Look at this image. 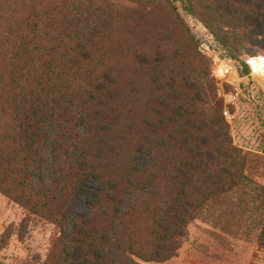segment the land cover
Instances as JSON below:
<instances>
[{"label":"rangeland","instance_id":"1","mask_svg":"<svg viewBox=\"0 0 264 264\" xmlns=\"http://www.w3.org/2000/svg\"><path fill=\"white\" fill-rule=\"evenodd\" d=\"M256 55L264 0H0V264H264L186 205L236 180L234 148L264 157V82L214 75Z\"/></svg>","mask_w":264,"mask_h":264},{"label":"trees","instance_id":"2","mask_svg":"<svg viewBox=\"0 0 264 264\" xmlns=\"http://www.w3.org/2000/svg\"><path fill=\"white\" fill-rule=\"evenodd\" d=\"M238 64L233 66L232 72L235 77H245L246 83L242 81L243 86L252 82V77L249 75V67L246 63V59L238 60ZM17 141V151L14 152V157L19 159V137L15 139ZM236 166L239 170H231L227 172L228 177L231 179L236 178L234 181H230L227 185H215L213 191L209 197L205 198L199 204L193 205L187 203L188 207H193L195 211H201L203 209H210L212 214H216L215 219H219V215L223 212L226 215V222L224 224L214 223L219 229L223 231H230L242 236L252 235L255 237L256 244L259 250L264 249V182L256 181L253 176L249 175V171L255 170L261 164H264V157L257 154H250L249 152L242 151L234 148ZM16 155V156H15ZM250 158H253V163H250ZM11 159H3L0 161V191L9 197L14 198L19 203V168H13L9 165ZM247 163L248 165H246ZM235 166V167H236ZM244 171H241L240 170ZM255 177V176H254ZM74 182L69 185V191H74L81 185L82 178L74 176ZM224 199V204L218 203V198ZM209 204H206L207 201ZM241 218L242 224L234 223V219ZM87 221L86 218L84 220ZM236 227L237 231L232 229ZM88 234H85V238H88ZM74 240L76 242L79 241ZM108 248H112L107 253L97 254L98 260L107 259L108 257L117 258L119 253H123L124 250L114 246L113 243L108 245ZM90 253L89 250L86 252ZM116 253V254H115ZM125 253L130 257H135L139 260L146 261L145 258L136 254L133 251L125 250ZM255 257V255H254ZM79 257L72 259V264H93L89 259L84 257L79 260Z\"/></svg>","mask_w":264,"mask_h":264},{"label":"built area","instance_id":"3","mask_svg":"<svg viewBox=\"0 0 264 264\" xmlns=\"http://www.w3.org/2000/svg\"><path fill=\"white\" fill-rule=\"evenodd\" d=\"M257 62L259 64V66L255 65L254 63ZM219 65L216 64L215 69H214V75L219 78H225L226 76L228 77V75H230V73H232V69L230 66H228L226 63H223L221 61H219ZM246 63L248 65V67L250 68V73L252 74V76H254L257 80H261L264 82V56L263 55H256V56H249L246 59ZM223 67L224 68V72L223 74H219L218 69ZM223 114L225 116V118L230 121L232 114L231 112L228 110V108H225L223 110Z\"/></svg>","mask_w":264,"mask_h":264},{"label":"bare ground","instance_id":"4","mask_svg":"<svg viewBox=\"0 0 264 264\" xmlns=\"http://www.w3.org/2000/svg\"><path fill=\"white\" fill-rule=\"evenodd\" d=\"M218 72H219V74H221V75H222V74H223V72H224V68H223V67L219 68V69H218Z\"/></svg>","mask_w":264,"mask_h":264},{"label":"crops","instance_id":"5","mask_svg":"<svg viewBox=\"0 0 264 264\" xmlns=\"http://www.w3.org/2000/svg\"><path fill=\"white\" fill-rule=\"evenodd\" d=\"M248 264H253V263H252V260H250V261L248 262Z\"/></svg>","mask_w":264,"mask_h":264}]
</instances>
